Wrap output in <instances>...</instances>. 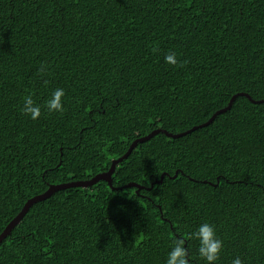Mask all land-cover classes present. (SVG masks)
Instances as JSON below:
<instances>
[{"label":"trees","instance_id":"1","mask_svg":"<svg viewBox=\"0 0 264 264\" xmlns=\"http://www.w3.org/2000/svg\"><path fill=\"white\" fill-rule=\"evenodd\" d=\"M57 88L64 111L49 113ZM239 93L264 101V0H0V235L51 186L107 172L156 130L184 134ZM128 184L142 189L100 181L36 202L0 264H165L204 222L224 244L216 264H264V102L237 97L208 126L138 143L112 176Z\"/></svg>","mask_w":264,"mask_h":264},{"label":"clouds","instance_id":"2","mask_svg":"<svg viewBox=\"0 0 264 264\" xmlns=\"http://www.w3.org/2000/svg\"><path fill=\"white\" fill-rule=\"evenodd\" d=\"M164 61L173 66L178 63L174 53L166 55ZM64 97L65 91L57 88L45 100L43 107L49 113H63ZM21 112L35 121L41 116V106L37 105L29 95L24 98ZM191 240L198 242L196 255L203 264H216L224 244L218 237L215 226L208 222L200 224L194 231L188 233L187 240L183 237L174 239L167 252L165 264H191L192 249L187 246V241ZM231 264H242L241 258L238 255L234 256Z\"/></svg>","mask_w":264,"mask_h":264},{"label":"water","instance_id":"3","mask_svg":"<svg viewBox=\"0 0 264 264\" xmlns=\"http://www.w3.org/2000/svg\"><path fill=\"white\" fill-rule=\"evenodd\" d=\"M237 97H245L247 98L250 102L252 103H255V104H259V103H263L264 101H254L252 100L247 94H244V93H239V94H236L234 95L228 105L226 106V108L224 109H221L219 111H217L215 114H213V116L204 124L202 125H199L197 127H194L192 128L190 131L184 133V134H181V135H172V134H169L167 133L166 131L164 130H156L154 132H151L149 135L143 137V138H139V139H136L131 145L130 147L128 148L127 152L119 159L117 160H113L111 162V165L108 169L107 172L105 173H101V174H98L96 176H94L93 178H91L90 180H87L85 182H73V183H67V184H61V185H56V186H51L47 192H45L44 194H41L39 196H36L30 200H28L26 202V204L24 205V207L22 208L21 212L6 226V228L4 229V231L1 233L0 235V243L11 233V231L19 224V222L22 220V218L24 217V215L27 213V211L29 210V208L35 204L36 202H39V201H42L46 198H48L51 194H53L54 192L58 191V190H63V189H68V188H88V187H91L93 185H96L97 183H99L100 181H103V182H106L107 185L116 190V191H122L124 189H127V188H135L137 191L138 190H141L142 188L137 186L136 184H128L126 186H123L121 188H113L112 187V176H113V173L117 167V165L123 161L124 159H126L132 152V150L138 145V143H143L145 141H148L150 138L154 137L155 135L159 134V133H162L164 134L165 136L169 137V138H178L179 136H182V135H185L189 132H192L198 128H202V127H205V126H208L209 124H211L214 119L228 111L234 100L237 98ZM163 176L161 177V180H162ZM160 182V181H159Z\"/></svg>","mask_w":264,"mask_h":264}]
</instances>
